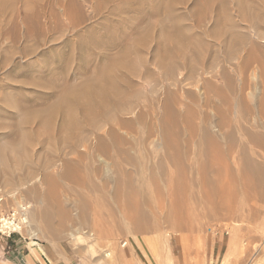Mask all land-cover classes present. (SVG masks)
Instances as JSON below:
<instances>
[{
    "label": "bare ground",
    "instance_id": "obj_1",
    "mask_svg": "<svg viewBox=\"0 0 264 264\" xmlns=\"http://www.w3.org/2000/svg\"><path fill=\"white\" fill-rule=\"evenodd\" d=\"M194 1L171 17L162 0L157 29L152 19L138 25L88 74L57 81V93L40 106L22 107L14 95L0 100L15 117L12 133H0V206L15 205L0 211L4 232V216L16 210L18 233L56 250L54 242L65 239L85 254L123 226L128 234L166 226L159 238L166 242L170 229H190L196 213L205 224L227 219L231 233L245 230L240 264L254 263L253 249L264 254V232L259 245L249 236L264 221V0ZM95 2L67 0L60 14L34 20L52 40L64 41L97 12ZM23 19L26 41L32 20ZM83 185L93 198L81 193ZM61 187L71 192L67 205ZM79 239L87 245L76 246ZM29 244H37L31 255H45L36 241Z\"/></svg>",
    "mask_w": 264,
    "mask_h": 264
},
{
    "label": "rangeland",
    "instance_id": "obj_2",
    "mask_svg": "<svg viewBox=\"0 0 264 264\" xmlns=\"http://www.w3.org/2000/svg\"><path fill=\"white\" fill-rule=\"evenodd\" d=\"M92 1L96 4V0ZM164 1L165 5L167 4L168 6H166V9L164 10L166 11L170 9L166 12H171V17L179 16L184 12V9L189 4H193V0H167L168 2L166 0ZM97 2H99L95 10V12H97L93 13V17L85 18L86 20L84 21V23H80L82 26L79 24V26L76 27V32H74L75 34L73 36L69 35V33L65 37L66 39L64 41L57 42L56 40L54 41L51 39L52 33H49L47 31L45 32V30H43L41 26L36 24V20H34V18L40 14H46L47 16L53 15L56 13V11L57 14H60L61 7L67 3V0H0L1 101L3 100V98L5 99L6 97H9V95H11L12 97H16V100L19 101L17 102L20 103L22 107H27L28 105H34L32 107H35L47 102L50 97L54 96L55 92L57 93V90L54 89H58L59 87L55 88L53 86L56 85L57 87L59 85V83L57 84V81H59L61 84V82L65 83L71 81L75 76H80V74H88V72H90L93 67L92 65L98 64L102 61V59H106V57H108L110 54H112L113 52L115 53L117 50H119V48L121 49L125 45L127 41L126 39L130 37L129 35H132V33L135 34L137 32L135 30H138V25L141 24V27L143 25L142 23H144L145 21L149 22L152 19V21H154L157 25L152 21L151 24H153V26L155 25L154 28L157 29L156 27L159 26V21H157L158 17L156 18V16L162 11V4L164 3L162 2V0H97ZM194 2H198V4H200L202 0H196ZM198 4H196V6ZM158 6H161L159 8L161 9L160 12L157 8ZM182 6L186 7L183 8ZM173 7L175 8L173 9ZM177 10H180L181 13ZM24 16H29L32 20V25L30 26L31 35L26 41L23 40L19 34L23 27L22 19H25ZM61 17H63L64 19L63 15ZM101 48L103 49V51ZM97 49L101 51L98 52ZM36 64H41L44 67L41 69L40 67H36L35 71V69L33 68H35L34 65ZM50 80H52L53 82ZM147 84L148 83H143V86L148 90L149 85L148 88L145 87ZM47 85H50V87H47ZM51 86L53 88H51ZM46 87L49 89H47ZM11 112H13V109L4 108L3 104L0 103V118H4L5 120H0V122L4 121V124L0 123V125L2 124L0 126V133H3L1 132L3 130L5 131L4 133L7 132L6 134H8L9 132L10 134L14 130V127L13 129H11L13 125V123L11 122L15 121V117ZM6 120H9V125H7L8 122ZM31 125L33 126V128ZM31 125H29V128L31 127V129H35V126L33 124ZM38 145L43 144L40 142L38 143ZM72 157L76 158L74 155H71V157L69 156L68 158ZM232 166H235L236 168V165L232 164ZM234 183L235 187L237 185L240 186V182L238 180H234ZM83 186L85 188H81V193L84 195L86 193V195L90 194L91 197H89L93 198L94 196H92V193L86 191V186ZM63 189L65 191H63ZM82 189L85 190L83 191ZM67 190L63 187H61V189L59 190V193H62L59 195L63 199L65 205L69 203L68 199L69 195L71 194V192H69V189ZM85 191L86 193H84ZM96 194L97 196L99 195V193H95L94 195ZM65 197L67 198L65 199ZM29 202L33 203L32 201ZM18 203L22 204L21 201ZM24 203L25 202H23V204ZM101 203L102 202L98 203V205L100 206ZM12 205H8L2 202L0 211L3 212L10 208V206ZM98 205L97 207H99ZM97 207H95L97 209V213H99V211L101 212L103 205H101L102 208L100 207V210H98ZM151 209L153 210V208ZM102 210H106V208L104 207ZM118 210L119 213L123 212V208L122 210ZM125 210L126 209H124V211ZM151 211L147 209L148 214L152 213L153 215L154 212L157 213L156 210H154V212ZM105 212L106 211H103L102 214ZM196 215L197 214L195 213L193 217L194 220L193 218L191 219L193 220L191 221V224L193 223L194 225L192 224L193 226H189L190 229L187 227L185 230L182 229V231L175 230V233L173 231L171 232V229H168L170 231V235L166 242H164V240L162 239H159L161 238L160 235L164 232V229H166V226L164 228H161L162 231L159 228L160 226L155 227L154 231H151L153 228H149V234L148 232H144L146 234L145 236L143 232L142 234H128L126 226L125 229L123 228V226L118 230L117 227L114 228L113 225L108 226L107 224L108 227H106V224H103V227L105 229H108L109 227L111 229L112 227L111 231L118 230L117 233L119 232V234L111 237L112 239L110 240L109 238L94 240L92 242L93 244L91 245V249H89V251L85 253L86 255L78 251L77 249H74L75 245L72 247L73 244L71 243L70 245V242L68 240L65 241V239H60L54 242V244L56 243V245L60 247V249L56 250L57 248L49 241L42 240L41 238L40 240H38L39 238H29V235H26L25 232L23 234L15 232L9 237H7L5 234L0 233V264H23V262L19 258L21 254H29L28 261L30 264H33V262H37V260H40L43 264H45V260L43 259H45V257L47 256H50L51 258L57 260L59 262L58 264H223L221 260L223 258L225 259H223L225 262L224 264H232L234 261L241 263L242 257L245 255L243 254L242 250L240 251V249H243V245L245 247L246 243L244 242L245 230L243 231L240 229H236V232L231 233L228 230L229 228L226 226L229 223V221H226L227 219H217V221H215L216 219H214L212 220L213 223L208 219L207 222L209 224H205L207 218L201 216L200 214H198V218V216ZM200 216L202 217L201 219ZM196 217L198 220L195 219ZM224 221L226 222V224H224ZM210 225H213L214 227L211 226L213 227L211 228ZM263 225L264 221L262 223L260 222V220L257 221V223L254 224V227H252V229H254V231H252L253 233L251 232L249 235L256 239V245H259L261 243L260 238L262 237V235H260V231L263 234ZM204 228L208 229L205 230ZM155 231H157L158 233H156ZM120 232H122V235ZM241 232L244 233V235ZM230 237L232 240L230 239ZM228 239L232 243L229 242ZM31 240L36 241L38 245L44 250L47 256L39 255L35 252L37 257H33L35 254L31 255L33 253L30 249H37V244L31 246V244H29ZM149 240L154 241L149 242ZM110 241H113L112 244ZM85 242L87 243V240H83L82 242V240L79 239L75 243L76 246H80ZM98 242L99 244H97ZM122 242H125V245L122 246ZM78 243L80 245H78ZM86 243L84 244L85 246L87 245ZM240 244L242 245V247ZM152 246H154V250L151 249ZM99 247L105 250V252H108L110 250L108 253H111V257L110 255H107L105 257L102 256V254H100L102 253V249H100ZM103 247L106 249H104ZM108 247H111V249ZM73 249L74 251L77 250L78 254L75 253ZM113 249H115L117 252L115 251L114 253ZM59 250L61 254L58 253ZM257 251L258 250L254 251V249L250 251L253 254L252 256L250 255L251 258L253 257L254 259H256L255 261H253V264H263L264 254ZM236 256H238L239 259H237ZM256 256H260L258 257L260 259H258L259 261L257 260ZM30 258H33V261H31ZM97 258L98 260L96 261ZM53 264H55V262H53Z\"/></svg>",
    "mask_w": 264,
    "mask_h": 264
},
{
    "label": "built area",
    "instance_id": "obj_3",
    "mask_svg": "<svg viewBox=\"0 0 264 264\" xmlns=\"http://www.w3.org/2000/svg\"><path fill=\"white\" fill-rule=\"evenodd\" d=\"M16 216H17V211L16 210H12L10 212H8L4 217H6V221L9 222L8 225H6L5 229L8 230L7 232H4L1 228H0V233L5 234L7 237H9L11 234L17 232L18 231L14 228L13 224L14 222H16Z\"/></svg>",
    "mask_w": 264,
    "mask_h": 264
},
{
    "label": "crops",
    "instance_id": "obj_4",
    "mask_svg": "<svg viewBox=\"0 0 264 264\" xmlns=\"http://www.w3.org/2000/svg\"><path fill=\"white\" fill-rule=\"evenodd\" d=\"M28 256H29V254H21L19 256V258L21 259L23 264H30L29 261H28ZM30 259H31V261H33V258H30ZM43 260H45V262H44L45 264H53V262H55V264L59 263L57 260L51 258L50 256L45 257V259H43ZM33 264H43V263L40 260H37V262H33Z\"/></svg>",
    "mask_w": 264,
    "mask_h": 264
}]
</instances>
